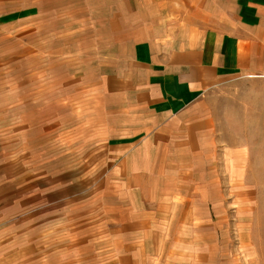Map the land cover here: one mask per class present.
Here are the masks:
<instances>
[{"label": "crops", "instance_id": "crops-1", "mask_svg": "<svg viewBox=\"0 0 264 264\" xmlns=\"http://www.w3.org/2000/svg\"><path fill=\"white\" fill-rule=\"evenodd\" d=\"M89 3L100 59L89 119L106 121L111 139L62 145L53 164L44 148L41 173H0V264H230L207 98L229 81L264 79V0ZM76 94L65 98L79 105ZM140 112V129L123 126Z\"/></svg>", "mask_w": 264, "mask_h": 264}, {"label": "rangeland", "instance_id": "rangeland-1", "mask_svg": "<svg viewBox=\"0 0 264 264\" xmlns=\"http://www.w3.org/2000/svg\"><path fill=\"white\" fill-rule=\"evenodd\" d=\"M90 1L0 0V173L4 177L41 173L44 148L50 150L47 160L53 164L62 145L74 147L82 141L102 146L111 139L106 121L89 119L96 108L89 72L100 64ZM26 8L30 14L18 20L16 11ZM11 22L15 23L7 25ZM79 85L82 90L76 92ZM75 94L82 97L79 105L65 98ZM207 103L215 119L217 168L212 171L229 213L220 239L229 242L230 254L237 256L235 260L231 255L230 264H264V79L229 81L212 91ZM148 118L140 112L122 124L132 132ZM115 126L120 127V122ZM31 161L40 167L33 169ZM58 203L51 207L52 221L66 209L65 202ZM61 219L63 225L71 223ZM70 251L64 250L67 256ZM57 252L51 248L50 255Z\"/></svg>", "mask_w": 264, "mask_h": 264}]
</instances>
